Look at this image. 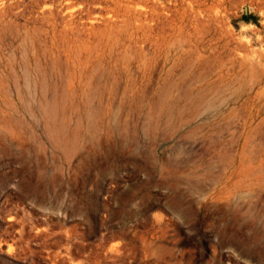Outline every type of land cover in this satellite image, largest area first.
I'll list each match as a JSON object with an SVG mask.
<instances>
[{"label": "rangeland", "instance_id": "374dc122", "mask_svg": "<svg viewBox=\"0 0 264 264\" xmlns=\"http://www.w3.org/2000/svg\"><path fill=\"white\" fill-rule=\"evenodd\" d=\"M0 264H264V0H0Z\"/></svg>", "mask_w": 264, "mask_h": 264}]
</instances>
